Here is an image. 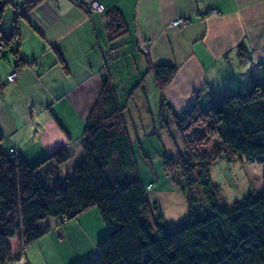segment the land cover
<instances>
[{"label": "crops", "instance_id": "crops-1", "mask_svg": "<svg viewBox=\"0 0 264 264\" xmlns=\"http://www.w3.org/2000/svg\"><path fill=\"white\" fill-rule=\"evenodd\" d=\"M24 1L3 0L0 15L1 32H12L14 15L17 30L0 56L1 145L7 152L14 148L31 165L54 148L66 147L69 157L56 164L58 174L51 182L67 175L81 158V131L104 72L110 71L131 141L155 134L161 142L165 128L173 124L165 127L157 121L158 91L147 77L149 63L177 65L163 88L176 110L185 108L197 93L206 103L211 96L221 98L264 77V0H97L104 11L87 10L77 0H39L21 15ZM112 8L120 10L126 28L109 37L104 12ZM175 17L187 20L172 24ZM240 41L247 48L243 60L236 53ZM18 58V74L9 81L6 75ZM93 208L65 220L39 221L47 232L5 264H69L72 258L53 252L64 240L81 243L83 237L87 247L77 260L89 258L105 231L99 229ZM59 231L66 239L58 237ZM10 243L17 246L13 239ZM37 251L41 258H35Z\"/></svg>", "mask_w": 264, "mask_h": 264}, {"label": "trees", "instance_id": "trees-1", "mask_svg": "<svg viewBox=\"0 0 264 264\" xmlns=\"http://www.w3.org/2000/svg\"><path fill=\"white\" fill-rule=\"evenodd\" d=\"M37 2L25 0L19 13ZM3 4L0 0V15ZM77 4L92 11L88 0ZM104 15L109 37L125 30L119 9ZM15 18L9 35L0 30V56L17 35ZM236 53L239 59L247 57L242 41ZM21 62L18 58L13 66ZM176 68L173 62H159L149 63L147 70L158 91L157 121L165 127L172 123L183 146L175 155L163 151L161 156L165 171L182 179L186 217L167 223L159 205L148 201L123 107L110 71L104 72L81 131V158L67 175L50 181L58 174L56 164L69 157L66 147L54 148L31 165L14 148L3 149L0 132V264L18 258L47 232L39 221L65 220L90 206L98 210L105 231L92 256L73 264H264V169L260 190L222 204L219 185L209 174V166L221 157L238 155L264 164V77L245 90L228 91L218 99L211 96L206 103L197 93L176 110L163 93ZM12 239L17 242L14 248Z\"/></svg>", "mask_w": 264, "mask_h": 264}, {"label": "rangeland", "instance_id": "rangeland-1", "mask_svg": "<svg viewBox=\"0 0 264 264\" xmlns=\"http://www.w3.org/2000/svg\"><path fill=\"white\" fill-rule=\"evenodd\" d=\"M14 10L17 11L18 7H14ZM143 51L147 52V46L143 48ZM116 72L117 71H115L113 75L115 79L118 76ZM17 74L13 77H16ZM147 77L152 81L153 78L151 73L147 74ZM124 101L125 96L123 97L122 103H124ZM151 136H153V138H151ZM164 136L165 141L163 139V142H161L160 138L155 134L138 136L139 138L132 137V147L140 177L142 174L145 178V180H142L143 183L146 187H150V184L152 185L151 188H146L148 201L159 205L161 213L167 223H174L186 217L188 213L185 193L179 185L182 180L180 176L178 174L174 176L170 175L163 168L162 156H160V153L164 150L168 155H175L177 150L182 149L183 146L174 126L167 129L165 128ZM263 169V163L246 161L238 155H232L230 159L224 157L216 159L209 166V174L211 179L219 185V203L222 204L221 202L224 201L239 199L248 192L260 190L262 187ZM95 209L94 211L98 218V224L101 226L99 229H103L104 231L105 225L103 220L98 210ZM72 223L74 222L72 221ZM61 236L66 239V234H62ZM79 240L81 243H74V241L70 242L69 239H66L60 243L58 250L53 253L60 255V257L65 260L72 258L73 260L69 264L78 262V256L82 255L81 253L84 252L87 247L85 243H88L86 237ZM92 254L90 253V256H92ZM40 255L41 252L37 251V257L35 258H41ZM85 258L87 257H84L80 262H84L88 259Z\"/></svg>", "mask_w": 264, "mask_h": 264}, {"label": "built area", "instance_id": "built-area-1", "mask_svg": "<svg viewBox=\"0 0 264 264\" xmlns=\"http://www.w3.org/2000/svg\"><path fill=\"white\" fill-rule=\"evenodd\" d=\"M88 4L91 8V10H96V11H102L103 5L97 0H88ZM187 19L184 17H175L171 20L172 24H180V23H185ZM18 68H11V70L7 73L6 77L8 80H13L15 77H13L15 74H17Z\"/></svg>", "mask_w": 264, "mask_h": 264}]
</instances>
